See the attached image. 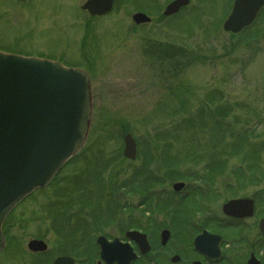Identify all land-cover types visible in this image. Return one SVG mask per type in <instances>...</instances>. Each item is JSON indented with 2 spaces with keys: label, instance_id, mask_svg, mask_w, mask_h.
Wrapping results in <instances>:
<instances>
[{
  "label": "rangeland",
  "instance_id": "rangeland-1",
  "mask_svg": "<svg viewBox=\"0 0 264 264\" xmlns=\"http://www.w3.org/2000/svg\"><path fill=\"white\" fill-rule=\"evenodd\" d=\"M81 1L0 0V50L82 68L91 97L84 146L6 216L0 264H95L99 235L178 229L238 196L264 215V11L230 33L231 0H190L173 16L162 13L170 0H118L100 17ZM30 239L46 251L31 253Z\"/></svg>",
  "mask_w": 264,
  "mask_h": 264
},
{
  "label": "water",
  "instance_id": "water-1",
  "mask_svg": "<svg viewBox=\"0 0 264 264\" xmlns=\"http://www.w3.org/2000/svg\"><path fill=\"white\" fill-rule=\"evenodd\" d=\"M189 0H173L163 8V15H173ZM264 0H234L232 10L223 22L224 31L236 33L254 19ZM112 0H87L82 8L90 15L109 12ZM136 24L149 22L143 13H135ZM91 100L87 73L81 68L65 67L57 61L26 57L0 51V250L4 246L1 225L6 215L33 190L52 180L67 158L74 156L87 136ZM135 141L123 137L122 154L133 159ZM182 183L173 184L179 191ZM243 201H229L223 206L235 215ZM264 232V219L259 223ZM139 243L140 251L148 249L144 235L128 232ZM167 231L162 232V240ZM142 238V239H140ZM100 256L106 263L129 264L135 257L130 245L97 237ZM31 251H44L41 240L28 241ZM52 264H73V258L56 257Z\"/></svg>",
  "mask_w": 264,
  "mask_h": 264
},
{
  "label": "flooded vegetation",
  "instance_id": "flooded-vegetation-1",
  "mask_svg": "<svg viewBox=\"0 0 264 264\" xmlns=\"http://www.w3.org/2000/svg\"><path fill=\"white\" fill-rule=\"evenodd\" d=\"M85 1L82 0L77 7L82 9ZM117 1L112 0L111 9ZM233 1L229 2L228 14L233 6ZM263 11L264 2L252 23H255L256 19L262 18ZM86 13L88 14V12ZM231 200L244 201L235 215L226 214L223 211V205ZM220 206L219 213H211L196 219V221L189 220L190 217H183V223L178 229L176 226L148 223V228L137 226L122 230L120 235L113 237L102 235V237L109 242L117 239L122 245H130L135 257L129 264L146 263V261L150 264H264V232L259 229L260 220L264 218V215L254 216L256 200L253 197L238 196L229 198ZM188 209L185 214L193 212V209H191L192 211L190 208ZM252 217H254L253 226L257 229V233L250 237L248 231L251 228L250 219H253ZM173 227L175 231L171 229ZM132 231L144 235L145 245H148L144 254L139 247V243L144 241H136L127 236V233ZM163 231H167L165 240H162ZM97 250L98 260L95 264H108L100 256L98 246ZM73 264L79 263L73 258Z\"/></svg>",
  "mask_w": 264,
  "mask_h": 264
}]
</instances>
